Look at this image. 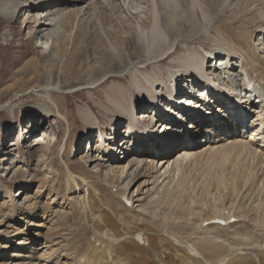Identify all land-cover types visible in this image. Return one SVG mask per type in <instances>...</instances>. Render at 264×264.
<instances>
[{"label":"bare ground","instance_id":"1","mask_svg":"<svg viewBox=\"0 0 264 264\" xmlns=\"http://www.w3.org/2000/svg\"><path fill=\"white\" fill-rule=\"evenodd\" d=\"M17 1H21L22 5L17 6ZM82 1L84 0H0L1 6L4 7L3 11L0 10V15L5 19H13L20 9H24L27 15H25L24 20L20 24H24L27 29L31 26L33 18L35 19L39 15L40 18L37 19V24L33 29L34 35L36 33L41 38V35H45L48 39L54 40L56 39L55 32H57V29L55 28L57 25L64 28L65 22L63 20L67 14L77 12L71 10L69 13H62L58 19H53L51 22H48L47 17L54 14V12L57 13L64 10L66 6H73ZM212 1L217 2V4L208 7L207 10L210 14L217 11L219 6H221L220 0ZM175 3L173 0L148 1V5L150 4L151 26L145 30L136 29L135 31L130 29L131 27L127 22L128 19H123L122 13L125 9L133 14L139 19L137 25L141 28L146 23L144 17L141 16L144 12H138L136 9H134L136 11L130 10L125 6L126 2L120 3L119 5L106 4L108 8L103 6L101 9L107 11L108 15L103 14L95 21H85L84 27L80 31V40L77 43H72L73 59L70 62L67 60L64 61L62 68L63 76L67 77V79H72L73 82V79L79 73L78 66L85 52L90 49L94 54H97L98 65L88 66V79H77L80 82L79 86L92 89L95 93L102 91L105 94L103 95L105 103L101 108L106 111L107 116L113 117L115 120H127L130 127L129 130L131 129L130 131L133 136L131 144L141 147L140 150H126L122 152L123 157L121 158L126 160V167L116 166L119 158L115 156L116 153H120L118 149L124 148L123 144L125 142L120 140L121 142L115 145L118 149L114 146L110 147L112 151L110 148L106 151L109 156L105 162L110 165H113V162L115 165L110 169L112 174L103 177L104 179L109 178L108 181L104 180V183L108 184V182H111L110 180H114L116 184H122L127 177L129 179V176L132 178L145 176V174H141L142 171H145V173L147 171V178L148 176L149 178L138 186L136 195L133 193L128 195L133 180L126 182L123 187L118 188L115 194L111 192L115 186L103 185L105 192L110 196L109 200V198H105V194L100 192V189L98 190V181L94 182L92 180L93 177L86 176V173H84L85 177L79 175L81 172L78 174L73 167L68 168L69 163H66V169L62 172L66 180L64 186L66 191L72 194H76L77 191H83V195L79 198L78 202L79 219L78 222L69 226L67 232L62 236H55L56 231L55 233L51 231L53 227L50 229L51 232L47 231L43 235L44 242L46 243L41 251L43 262L45 261L47 264H264V218H260L262 213L260 216L254 215L255 210L253 213L252 207L251 210L245 207L247 201H254L259 196L264 197V151L259 148L258 150L257 148L255 149L257 142L261 141L264 143V59L258 56L256 57V48L250 41L253 35L249 34V30L245 33L243 32L244 35H239L238 32L235 33L236 35L232 36L231 42H222L221 35L219 41L217 40L219 44H216L215 48L205 51L206 55L198 52L188 54L190 57L183 60L180 63L181 65H179L183 69L185 68L184 71L179 70V68H174L178 70L173 77L176 92L180 91L179 89L182 87L181 83L183 84L184 82V85L188 83L186 92H190L191 95L194 93V95H198L199 97L202 96L204 101L210 103L213 101L216 105H213L216 113H223V110L221 111L222 107L229 110L226 114L227 116L225 115L223 117L221 115V120H216L212 124L200 118L193 111L186 112L185 110L179 109L172 112L173 115L177 111L188 116L189 124L192 125L186 124L189 126L188 129L190 128L192 130L186 134L181 133L180 135L184 139L183 145H181V142L174 141L168 143L165 140L156 138L160 140L158 141V145L164 147L165 152H153L156 149L154 146L156 143H153L154 141L152 139V133L157 132L155 129L158 127L166 132L175 127V123L172 124V120L167 121L169 118L167 116L166 118L162 117L163 113L159 110L160 106L163 108L166 105L170 106L174 98L161 72L154 69L153 75L147 78L141 74V69H138L140 72L131 71L129 76L132 79L133 89L131 86L125 88H120V86L116 85L108 86L113 77L112 74H117L128 66L126 63L127 59L129 61H135L143 57L141 62L143 67L145 66V71L151 64H163L166 60L170 59L172 54L180 50L178 47L179 42L193 39H188V37L184 38L187 33V28H189L185 21L187 23H192V21H188L180 15L182 13L178 12ZM193 4L191 3L188 8L191 15L194 14L192 12L194 8ZM248 6H253V8L263 7L262 9L260 8L261 10H255L260 17V26L258 27L259 29L253 30V34L261 31L264 33V0H253ZM166 7H172L169 10L170 14ZM41 9L47 12L50 11V14L47 15V12L45 15L41 14L44 13ZM250 10L248 9V11ZM200 12L201 19L199 18L200 20L195 22L196 25L192 24V30L194 31L193 33L201 34V36L206 38V28L209 26L214 29V20L212 15L208 16L209 13L205 14L202 10ZM28 13L36 15L32 16L33 18L30 20ZM176 13H179V16ZM78 14L80 13L78 12ZM110 21L116 23L113 29L110 31L107 29L102 30V27ZM235 23L230 22L225 28H220L222 30L221 33L226 36L232 35L234 30L232 27ZM124 29L126 32H123ZM100 30L104 31V34L101 35L99 33ZM133 32L135 33L134 36H136L138 50L141 55L138 57L136 56V52H132L131 55L125 57L123 46L124 43L130 40V37H133ZM121 34L126 35L122 40H120L122 38ZM60 39L64 38L60 37ZM88 40L92 42L89 43ZM261 44L263 45L264 41ZM217 45L219 46L217 47ZM243 45L248 47L247 51L243 49ZM38 47L44 48L45 50L42 54V61H38L37 63L36 59H29L23 62V65L15 72L17 76H15V80L13 79L14 82L7 85L4 90L18 86L23 78L28 77V75L38 74L39 69L42 67L47 69V71L55 68L57 61L54 60V57L60 58L65 50L64 41L59 42L53 49L48 47L47 43L39 44ZM133 48L135 50V47ZM50 49L52 50V55H50V52L47 54V51ZM187 56L185 57L187 58ZM233 59H237L238 63H232ZM211 61H213L214 66L220 67L222 71L232 63V68H230L232 73L228 74L233 79L238 76L242 83H238L237 88L242 89L244 95L235 101L228 96L221 97L223 102L217 101L219 97L215 96L214 93L218 91V86L211 82V72H213L211 71L213 69L210 64ZM20 62L17 61L15 66H13L20 65ZM172 64L176 67L177 63L173 62ZM227 68L229 69V67ZM237 68H239V71L235 70ZM53 73L51 72L52 75H54ZM35 78V76H32L27 82L32 83L35 81ZM124 79L122 78L121 80L126 85ZM219 79L220 77L217 80ZM157 86H159V90ZM63 87L67 88L68 84H64ZM55 90L65 89L61 85L54 87L52 82L51 84L46 83L42 97L54 107L53 111L58 118L68 123L69 132L71 128L69 123L71 116L60 111L53 98V92ZM132 90L134 91L132 92ZM219 92L220 94L218 95L220 96L225 93L221 90ZM252 98L254 100H251ZM138 100L154 103L152 105L153 117L144 115L146 113L137 115V112L140 110ZM161 100L162 102L165 101L166 105H161ZM195 100L196 98L193 96L181 97L178 98L176 103L181 104L185 102L193 105L197 104ZM253 104H257V106L254 108ZM208 106L206 105V107ZM249 112L254 114L250 120L252 122L249 124V127L254 129L249 132L250 136H248L246 142L235 139L231 140L226 146L221 145L223 148L220 150L217 147L215 149V147L206 146L209 149H203L201 151L197 143L199 144L202 140L198 142L194 141L197 136H203L204 134L206 140L203 144L208 145L219 142L221 139L215 141L211 139V136L213 135L215 137L214 133L217 130L218 132L225 130L227 124L223 123V121L228 122L230 126L234 125L235 135L238 138L241 134L245 135V131L248 128L246 123L248 122ZM77 116L89 130L98 121V118L95 117L94 119L88 114L87 110L82 108L77 109ZM37 119L31 115L30 122L33 127L41 128L42 124L39 122L36 123ZM153 120L160 121L154 124ZM253 126L257 127L255 128ZM32 130L34 129L32 128ZM101 137L102 135H100ZM229 137L231 138L232 134ZM36 144H39V142ZM143 144H149L150 149L143 151ZM177 147L182 150L181 154H178L175 160L171 161V164L169 162L170 160H168L167 165H165V161L159 160L162 156H165L164 154L174 152ZM129 155L131 157H128ZM189 155L192 156H190L192 167L183 169L184 171L182 170V175L184 174V176L178 178V182L175 185V193L173 195H180L178 202L168 206L166 209H162L161 219L148 216L147 211L138 213L136 211L134 213V203L142 202L144 199V197L135 199L140 194V188L150 185V189H147L144 194L150 192L153 195L160 194L156 192L157 189L165 181H168L166 184L170 185L171 181H173L174 171L176 169L179 170L177 167H180ZM236 156L241 157V163L229 173L231 164ZM149 157L161 161L158 170H155L157 168L152 161L147 162ZM237 161H239V158ZM188 164L190 165L189 161ZM164 165L165 167L163 168ZM161 169H163L161 175L159 174L160 176H157L158 178H162V181H159V183V179L157 177L155 178V175ZM130 170L132 173L129 174L128 172ZM117 172H119L118 178H116ZM103 178L100 177V179ZM190 181H192L191 184ZM258 183L260 186L254 196H252L255 186L259 185ZM59 189H61V186H59ZM210 195L214 197V199L212 197L213 203L208 202V196L210 197ZM237 197L240 200L235 205L234 200ZM157 203L158 200L152 204L155 205ZM263 203L262 200L261 206ZM146 210L150 211L149 208H146ZM25 213L23 208L12 205L11 216L8 222L20 226L17 229L10 230V232L0 231V240L2 239L7 243L2 247L14 248L12 253L8 255V261L0 264H36L28 261L33 257L31 255H23L22 250L25 248L26 243L35 242L33 241V237L40 236V230H31V226H36L35 221L42 216L43 212H40L38 216L36 212L32 211L23 217ZM250 213H253L254 218L249 219ZM68 219L69 217H66L65 222ZM241 219L245 221L240 226L238 225V227H235L236 224L231 223L232 220L239 222ZM33 220L35 221L33 222ZM1 221L0 226L2 225ZM60 222L62 224L65 223L62 219ZM24 232L26 235L20 237L21 233ZM12 242L16 245L14 246ZM5 256V253L3 254L0 251V260L5 258ZM18 258H23V260L28 262L18 263L16 262Z\"/></svg>","mask_w":264,"mask_h":264},{"label":"rangeland","instance_id":"2","mask_svg":"<svg viewBox=\"0 0 264 264\" xmlns=\"http://www.w3.org/2000/svg\"><path fill=\"white\" fill-rule=\"evenodd\" d=\"M148 1L150 0H123V1L108 0V2L107 0L104 1L84 0L82 2L74 4L75 6L74 5L66 6L64 10H61L60 12L57 13L54 12V14L47 17L48 22H51V20L53 19H58L62 13H69L71 10L72 11L75 10L74 12H77L73 14L71 13L69 15L67 14L65 19L63 20L65 22L64 28L62 26L57 25V27L55 28L57 29V32H55L56 39L54 40H51L50 38L48 39V37L45 35H41L42 38L38 36L36 33L34 35L33 29L37 24V19L40 18L39 15H37V18L34 19L32 16H35L36 14L28 13L29 19L32 20L33 18L31 26H29L28 29L24 26V24H20V22L24 20L25 15H27L24 9H20L16 13L13 19H5L0 15V82H1L0 83V220H2L0 231L4 230L6 232H10V230L17 229L20 226L15 223L11 224L8 222L11 216L12 205H16L19 208H23V210L26 212L23 215V217L32 211L36 212L37 215L38 214L40 215V212L41 213L43 212L42 216L43 215L45 216L43 217L40 216V218L39 219L37 218L36 221L33 220V222L34 221L36 222L35 224L36 226L34 227L31 226V230H40V236L33 237V241L35 242L26 243L25 248L22 250L23 255H27V256L31 255L33 257L28 261L34 262L36 264H47L45 263V261L44 262L42 261L41 251L43 250V247L46 244L44 242L43 235L46 234L47 231L49 232L52 231L54 233L56 231L55 236L58 237L62 236L63 234H65V232H67L69 226H72L73 224H75V222H78L79 219L78 202H79V198L83 195V191L82 190L77 191L76 194H72L66 191L64 187L66 180L62 173L66 169L65 166L66 163H69V166H67L68 168L73 167V169L78 174L80 172L82 173V174L80 173L79 175L85 177L84 173H86L87 174L86 176L93 177L92 180L94 182L98 181L97 182L98 190L100 189V192L102 194H105V198L106 199L109 198V200H110V196H108L109 194L105 192L103 185L115 186L111 191L113 194H115V191H117L118 188L123 187L126 182L133 180L128 195H130L131 193L136 195L138 186H140V184L143 183L144 181H147L149 178V176L147 178L148 172L146 171L145 173V171L144 172L142 171L141 174L142 175L145 174V176L143 177L139 176L136 178H132L131 176H129V179L127 177L122 184H116L114 180H110L111 182H108V184L104 183V180L108 181L109 178L107 177L104 179L103 177H106L109 174L111 175L112 172H110V169H112V167H114L115 165L113 162H112L113 165H110L105 162L109 156V154L106 151H108L110 147L114 146L115 148H117L115 145L118 142H121L120 140H123L125 142V144H123L124 148H120V149L117 148L120 151V153L119 154L116 153V155L114 154L117 158H119L116 162V166L118 167L127 166L126 160L121 158L123 157L122 152H125L126 150H133V151L140 150L141 147L131 144V142L133 141V136H132V132L130 131L131 129L129 130L130 127L127 120H119V121L115 120L113 117L107 116L106 111L101 108L105 103L103 96L105 94H103L102 91L95 93L93 92L92 89L83 88L79 86L80 82L77 79L80 80L88 79L89 76L87 71L88 66L98 65L97 54H94L90 49L89 51L85 52V55L83 56L84 58L83 57L81 58V62L78 66L79 73H77L75 79H73V82L72 79L70 80L69 78L67 79V77L63 76V72H62L64 61L67 60L70 62L73 59L72 43L75 42L77 43L80 40V36H81L80 31H82L81 29L84 27L83 25L85 24V21L86 22H89L91 20L95 21L98 19L99 16L103 14L108 15V12L102 10L101 7L106 6V4L119 5L120 3L122 4L123 2H126L125 6L128 7L130 10L133 11L134 9H136L138 10V12L139 11L144 12L142 13L141 16L144 17L146 23L143 27H141L142 28L141 29L137 25L139 19L125 9L122 13V16L124 18L122 16L121 17L125 20L128 19L127 22L131 27L130 28L131 30L133 31H135L136 29L145 30L150 28L151 26V20H150L151 16L149 13L150 4L148 5ZM173 1L174 3L176 2L175 5L177 7L178 12L182 13L180 15L184 19H187L188 21L189 20L192 21V23L190 22L187 23V21H185L189 28H187V33L184 36V38L188 37V39L191 38L193 39L187 41L183 40L179 42L178 47L180 48V50L172 54V57L170 59L166 60L165 63L163 64H159V65L151 64L148 66L147 70L145 71H144L145 66L143 67L141 62V60H143V57L135 61H129L127 59L126 63L128 66L123 71H120L121 73L118 72L117 74L116 73L112 74L113 77L108 84V86L116 85V86H120V88L131 86L133 89L134 86L132 84V79L129 76V73L131 71H139L138 69H141L142 72L141 74L147 78L153 75L154 69L161 72L162 77L165 80L166 84L169 86L171 93H173L174 95V98L172 99L173 101L170 106H167L166 102L165 101L162 102L161 100V105L165 104L166 106L164 108L160 106L159 110L161 111V113H163L162 117L166 118L167 116L169 117L167 121L172 120L171 123L172 124L175 123V127H173V129H171L170 131L168 130L166 132H164L161 128L159 129L158 127L155 129L157 130V132L155 131L154 133H152L153 135L152 139L154 141L153 143H156L154 146L157 149L156 150L153 147V149H155L153 150V152L155 153L164 151V147H160L158 145V141L165 140L168 143L176 141L179 143L181 142L182 143L181 145H183L184 139L180 137L181 133L186 134L187 132H190L192 130L190 128L188 129L189 126L186 125L190 123V121H188V116L181 114L177 111L173 115L172 112H175V110L182 109L185 110L186 112L193 111L197 113L200 116V118L209 121L210 124H212L216 120H221V115L225 117V115L229 112L227 108L222 107L221 111L223 110L222 111L223 113H219V112L216 113V111H214L213 108V105H215L213 101H211L210 103L204 101L202 99V96L199 97L198 95H194V93L191 95L190 92H186V86L188 85V83H185V85L184 82L183 84L181 83L182 87L181 89H179L180 91L176 92L175 84L173 82V77L178 72V70H175L174 68H179V70L184 71L185 68L183 69V67H180L179 65H181L180 63L183 60H186L190 57V55L188 54H190L191 52H198L201 54L204 53L206 55L205 51L209 49H213L215 48L216 44H219L218 41L221 35L223 39L222 42H229V41L231 42L232 36L236 35L235 33L238 32L240 35L243 34V32L245 33L247 30H249V34L253 35L250 41L251 44L256 48V52H255L256 57L258 56L259 58L261 57L264 59V44L263 45L261 44L264 41V33L261 31V32H257L256 34H253V30L259 29L258 27L260 26L259 24L260 17L257 11L255 10L256 9L261 10L263 7L253 8V6L252 7L248 6V4H250L253 0H220L221 6H219L218 10L214 12L215 14L214 13L210 14L207 10L209 6L217 4V2L214 1L215 2L214 3L212 0H173ZM191 3L192 4L195 3L193 4L194 5L192 11L194 13L193 15H191L190 11L188 10ZM21 5L22 2L17 1V6H21ZM105 8H108V6H106ZM166 8L168 12L170 9H172V7H166ZM248 9L251 10L248 11ZM0 10L1 11L4 10V7L1 6V3H0ZM201 10L205 14L209 13L208 16L210 15L213 16L212 18L214 20V25H215L214 29L210 28L209 26L206 28L207 29L206 38L204 36H201V34L193 33L194 31L192 30L193 25H196L195 22L201 19L200 18ZM41 11L43 12L44 9H41ZM46 12L47 11H44V13L41 14L45 15ZM78 12L80 14H78ZM179 13L176 14L178 15ZM48 14H50V11L47 12V15ZM230 22L231 23L236 22L232 27L234 29L233 30L234 33L232 32V35L226 36L221 33L222 30L220 28H225V26L230 24ZM115 24H116L115 22L110 21L103 26L104 28L102 27V30L107 29L108 31H110L113 29V26H115ZM123 32H126V30L124 29ZM99 33L102 35L104 34V31L100 30ZM134 35L135 33L133 32V37H130V40L124 43L123 53L125 57L131 55L132 52H136V56L138 57H140L141 55V53L138 50V46H137L138 43L136 42V36ZM125 36H126L125 34H121L122 38L120 40L125 38ZM60 37L64 39H60ZM61 41H64L65 50L60 58L54 57V60L57 61V65L55 68H52L47 71V69L41 66L42 68L39 69L38 74L28 75V77L23 78L24 81L22 80L20 82L21 84L19 83L18 85L19 87L16 86L17 88L14 87L12 89H9L10 92H8L9 90H4V88L7 85H10L12 84V82H14V80L16 79L15 76H17V73L15 72H17V69L23 65V62H26L29 59H36L37 63L38 61L40 62L42 61V54L45 52V50L44 48L42 49L38 47L39 44L47 43V46L53 49ZM88 42L91 43L92 41L88 40ZM246 42L248 43L247 40ZM218 46L219 45H217V47ZM243 46H244L243 49L244 50L246 49L245 51H247L248 47H246L245 45ZM133 47H135V50H133L134 49ZM51 51H52L51 49L48 50L47 54L48 52H50V55H52ZM185 56H187V58ZM17 61H21L20 65L14 67ZM236 61L237 59H233L232 63L237 64L238 61L237 62ZM173 62L177 63L176 67H174V65L172 64ZM210 64L213 67V69H211V71L213 72H211L210 70L208 71L212 73L211 82L216 86H218L217 87L218 91L214 93L215 96L219 97L217 98L218 102H223V100L221 99L222 96L223 97L228 96L231 99H234L235 101L239 99L242 95H244V91H242V89L237 88L238 83L239 84L242 83L241 80H239L238 76H236L235 79L231 77L232 78L231 79L230 78L231 75L228 74V73H232L230 71V68H232L231 65L227 66L229 67V69L226 67V69L224 70L226 72H224L220 70L221 69L220 67H217L216 65L214 66L213 61H211ZM13 67L15 70L13 69ZM128 68L130 69L127 70ZM235 70L239 71V68ZM51 72H54L53 73L54 75H52ZM32 76L36 77L35 81L32 83L27 82L28 79H30V77ZM218 77H220L221 80L220 79L217 80ZM122 78H125L124 80L126 82V85L125 83L122 82L121 80ZM51 82L54 87L55 86L58 87L61 85V87L65 89V90H57V91L55 90L53 92V98L57 103L60 111L71 116L69 120V123L71 125L69 132H68L69 129L68 123L65 122L64 120H60L53 111L54 107L42 97L44 86L46 85V83L51 84ZM66 83L68 84L67 88L63 87V85ZM157 89L159 90V86H157ZM220 90L225 92L223 95L221 94V96L218 95L220 94L219 92ZM133 91L134 90H132V92ZM188 96L195 97L196 98L195 101H197V104L191 105L190 103L188 104L185 102L181 104L176 103V101H178V98L181 97L186 98ZM251 100L254 99L252 98ZM190 102L192 103L191 100ZM138 105L140 110L137 112V115L146 113L144 115H149L150 117L154 116L152 113L153 112L152 105H154L153 102H148V101L142 102L138 100ZM206 105L209 106L206 107ZM253 105L254 108L257 106V104H253ZM78 108L87 110L88 114H90V116H92L94 119L95 117L98 118V121H96L95 126L91 130L87 129L85 124L77 116ZM31 115H33L36 119L38 116L36 123L37 122L41 123L42 124L41 128L40 127L36 128L35 126L34 127L32 126V123L30 122ZM253 116L254 114L249 112L248 122L246 123L248 128L245 131V135L241 134L239 138L238 136L235 135L236 131L234 129V125L230 126L228 122L223 121V123L227 124L225 130L221 132H218L217 130L214 133L215 137H213V135L211 136V139L215 141L221 139L219 142H215L216 144L215 143H210L208 145L203 144V142L206 140L204 134L203 136L202 135L197 136L194 139V141L198 142L202 140V142H199V144L197 143V145H199V147L201 148V151L203 149H209L206 146L215 147V149L217 147L220 150L223 148L222 146H226L231 140H235V139L243 140L246 142L248 136H250L249 132L252 129H254L249 127V124H251L252 122L250 120L253 118ZM139 120L141 119L139 118ZM159 121L160 120H153V123L157 124ZM111 125H113V127H111ZM253 127L256 128L257 126H253ZM32 128L34 130H32ZM230 134H232L231 138L229 137ZM100 135H102L101 138ZM156 138H160V140H157ZM38 142L39 144H36ZM256 145H255V149L257 148L258 150L259 148V149H263L264 151L263 142L259 141L257 142ZM149 146H150L149 144L148 145L143 144L142 150L148 151L150 149ZM110 149L112 151V148ZM181 151L182 150L178 149L177 147L174 152H172L171 154H164L165 156H162V158L159 160L165 161L166 162L165 165H167L168 160H170L169 162L171 164V161H174L176 156L178 154L179 155L181 154ZM190 156L191 155L187 157V159L188 158L190 159L188 160L186 159L185 161L186 164L185 162H183L180 167H177L180 171L177 169L174 171L173 181H171L170 185H167L166 183H168V181L167 182L165 181L157 189L156 192L160 194L153 195L152 192L144 194L147 189H150L151 187L150 185L144 188H140L139 190L140 194L135 199H140L142 197H144V199L142 202L134 203L135 207L133 212L135 213L137 211L136 213H138V212L147 211L148 216L154 218L157 217V219H161L162 216L161 210L166 209L168 206L178 202V198L180 195L179 194L173 195L175 193V185L178 182V178L184 176V174L182 175V172L185 169L192 167V164L190 162L192 156L191 157ZM128 157H131V155H129ZM238 158L239 161H237ZM159 160L151 159L149 157L147 159V162L152 161L157 168L155 170H158L160 168V162H161ZM188 161L190 165L188 164ZM240 163H241V157L236 156L231 164L230 167L231 170L229 169V173H231L233 169L236 168V166H238ZM165 165L163 166V168L165 167ZM162 171L163 169H161L159 173L155 175V178L157 176H160ZM128 173L130 174L132 173V171L130 170ZM118 176H119V172L116 173V178H118ZM100 177L103 179H100ZM158 179H159L158 182L162 181V178H158ZM191 183L192 181H190V184ZM59 186H61V189H59ZM259 186L260 184L258 186H255L256 190L254 188L252 196H254ZM212 197L213 195L212 196L210 195V197L208 196L209 203H213ZM261 197L259 196L258 198H256V200L249 202L247 201L245 203V207L249 208L250 210L252 207L253 208L252 212L254 213L255 210L254 215L257 216L258 215L260 216L261 213L262 216H264V208H263L264 203L261 206L262 200L264 202V197L262 198ZM157 200H158L157 204L155 205L152 204ZM239 200H240L239 197L235 198L234 204L236 205ZM258 203L260 204L258 205ZM146 208H149L150 211L146 210ZM253 213H250L251 215L249 214V219L254 218ZM262 216H260L261 219L264 218ZM66 217L67 218L69 217L68 219L69 221L68 220L66 221L67 223L65 222ZM61 219L65 223L62 224L60 222ZM244 221L245 220L241 219L239 222L234 221L232 223L236 224L235 227H238V225L240 226L241 224H243ZM36 227H38V229H36ZM51 228L52 230L50 231ZM22 235H26V233L25 232L21 233L20 237H22ZM4 244L7 243L1 239L0 251L3 254L5 253L6 256L5 258H2V260H0V263L7 262L9 257L8 255H10L14 249V248L12 249L3 248L2 246H4ZM13 245L15 246L16 244L13 243ZM28 261L23 260V258L22 259L18 258L16 262L19 263V262H28Z\"/></svg>","mask_w":264,"mask_h":264}]
</instances>
